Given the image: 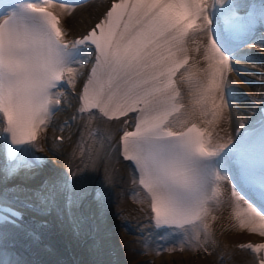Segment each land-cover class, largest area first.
<instances>
[{
  "label": "snow or ice",
  "instance_id": "snow-or-ice-1",
  "mask_svg": "<svg viewBox=\"0 0 264 264\" xmlns=\"http://www.w3.org/2000/svg\"><path fill=\"white\" fill-rule=\"evenodd\" d=\"M56 2L65 11L76 7ZM51 4L0 0V175L10 180L40 169V133L61 104L59 89L81 77L79 57L90 49L78 113L121 125L115 149L133 166L153 226L207 233V218L227 195L233 226L259 236L238 247L264 264V100L259 118L239 124L237 136H213L217 125L232 122L228 73L243 58L237 53L264 31V0H111L73 39L64 29L73 13L62 20ZM258 43L264 47V39ZM193 53L199 59L190 63ZM87 173L85 165L39 187L0 192V264H30L19 239L34 235L24 232V211L56 208L71 216L88 194Z\"/></svg>",
  "mask_w": 264,
  "mask_h": 264
},
{
  "label": "bare ground",
  "instance_id": "bare-ground-1",
  "mask_svg": "<svg viewBox=\"0 0 264 264\" xmlns=\"http://www.w3.org/2000/svg\"><path fill=\"white\" fill-rule=\"evenodd\" d=\"M69 4L76 7L65 11L58 7L57 2L51 4L61 13L62 20L69 12L73 13L64 24L69 35L89 30L92 21L107 6L106 0H82ZM261 39H264V36H254L251 44L237 53L243 58L236 60L234 69L228 73V95L234 101L233 119L231 123H222L215 127L214 141L226 136L233 137L234 123H246L255 115L250 99L260 98L264 93V47L258 43ZM79 58L84 60V63L79 67L81 77L75 85L76 94L79 93L91 67L89 52ZM197 59L199 57L193 53L190 63ZM184 86L180 84V89ZM63 97L62 101L66 103L50 118L47 130L40 133V140L45 146L43 153L51 159L53 166L43 161L40 169L33 175H20L10 180L0 177V192H3L13 185L39 187L44 180L62 177L69 170L76 171L77 168L88 166V194L73 210L71 216L56 208L47 213L24 211L25 233H34L33 236L25 234V242L36 255V264L253 263L252 256L238 249L235 244L239 241H257L259 236L241 233L233 226L234 209L226 203L227 195L207 218V233L203 229L197 231L191 227L193 241H171L165 234L152 231V223L144 220L148 213L142 211L143 205V209L131 206L132 202L141 200L137 198V192L128 188L135 187L134 176L125 163H120L118 169L113 168V164L120 161L115 149L120 128L115 130L111 121L105 119L100 120L104 125L98 120L93 124L94 119L89 121L87 114L78 113L74 96L69 99L64 92ZM61 117L68 119L63 126H59L58 122ZM83 121H89L88 127H84L86 124ZM209 130L212 128L209 127ZM55 131H61L65 135L61 145L53 139ZM67 144L69 148L65 147ZM97 153L99 157L96 156ZM3 164V154L0 151V167ZM96 190L101 193L99 199L96 197ZM122 202L125 205L115 211L116 206ZM123 211L126 214H123ZM135 229L142 230L143 234L134 232ZM163 239L167 240L165 244L162 243ZM215 248L217 253L213 252ZM153 251L156 252L151 255L154 258L149 255Z\"/></svg>",
  "mask_w": 264,
  "mask_h": 264
},
{
  "label": "rangeland",
  "instance_id": "rangeland-1",
  "mask_svg": "<svg viewBox=\"0 0 264 264\" xmlns=\"http://www.w3.org/2000/svg\"><path fill=\"white\" fill-rule=\"evenodd\" d=\"M82 1V0H81ZM180 242H183L181 239H180ZM163 251H161V253H162ZM154 253H156V252H150V254H153L154 255ZM151 257H153L154 258V256H151Z\"/></svg>",
  "mask_w": 264,
  "mask_h": 264
}]
</instances>
